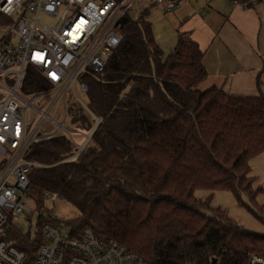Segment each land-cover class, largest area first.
I'll use <instances>...</instances> for the list:
<instances>
[{
  "label": "trees",
  "instance_id": "trees-1",
  "mask_svg": "<svg viewBox=\"0 0 264 264\" xmlns=\"http://www.w3.org/2000/svg\"><path fill=\"white\" fill-rule=\"evenodd\" d=\"M148 12L134 18L127 11L118 23L121 43L105 69L81 76L87 106L101 118L83 151L64 161L75 146L56 134L25 154L43 165L29 173L36 229L24 232L9 220L0 239L30 258L43 243L45 222L75 236L92 227L100 239L118 241L152 264H247L251 253H264V235L195 195L198 188L225 189L241 202L242 194L255 199L261 188L250 162L264 152V94L201 88L208 77L205 52L179 32L165 55ZM49 87L40 70L27 68L26 91ZM75 110L73 124L91 131L89 112ZM50 194L70 201L80 215L64 220L48 212Z\"/></svg>",
  "mask_w": 264,
  "mask_h": 264
},
{
  "label": "built area",
  "instance_id": "built-area-1",
  "mask_svg": "<svg viewBox=\"0 0 264 264\" xmlns=\"http://www.w3.org/2000/svg\"><path fill=\"white\" fill-rule=\"evenodd\" d=\"M133 1L0 0V229H8L9 220L16 224L18 215L32 213L29 173L43 165L25 157L30 146L56 134L70 135L75 148L64 161L74 159L101 121L84 104L94 125L86 141L76 142L65 124L69 114L71 121L76 115L67 97L72 91L78 98L76 86L87 93L88 86L81 80L87 69H105L122 40L118 23ZM231 2L243 9L264 5V0ZM149 5L171 11L177 1L151 0ZM29 66L40 70L48 89L23 88ZM61 99L65 116L59 122L50 114ZM46 120L58 125L59 132L43 126ZM41 229L43 243L34 258L1 238L0 264H152L118 241L100 239L92 227L79 236L50 222ZM247 264H264V253H251Z\"/></svg>",
  "mask_w": 264,
  "mask_h": 264
},
{
  "label": "rangeland",
  "instance_id": "rangeland-1",
  "mask_svg": "<svg viewBox=\"0 0 264 264\" xmlns=\"http://www.w3.org/2000/svg\"><path fill=\"white\" fill-rule=\"evenodd\" d=\"M150 1L151 0H134L130 8V13L134 18H138L144 8L149 7L147 18L152 23L154 36L166 55L174 48L176 43V33L178 29L186 27L184 25L186 21L181 19L182 15L179 13L181 6H178L171 11H164L161 8L149 5ZM224 4H230L229 0H224ZM235 7L239 8L238 6ZM214 8V3H205L204 9L206 13H202V16L205 17L206 22H208L216 31L220 27L222 19L225 18V14L222 12V14L216 13ZM215 10H217V8H215ZM254 10L255 9H252V11H248L247 13L254 12ZM41 17L43 18L44 15L42 14ZM252 26L253 25L251 24L250 27ZM257 27V24L253 26L255 35L257 33ZM263 73L264 72L261 74V72L258 71L256 75L252 77V83L248 80L247 84L253 86V88L246 87L241 93L255 95L260 93L264 94ZM258 79H260V87L258 86ZM205 86L206 85L203 81L200 84V87L204 88ZM75 91L79 99L75 97L72 91H70V94L67 97V104L71 103L72 106L77 109L84 108V104L88 105L89 103V96L85 93H81L78 86H76ZM50 115L53 119L59 122L64 120V100L61 99L58 101ZM70 116L71 114H69V118L66 120L65 124L72 131V137L76 142L86 141L90 132L73 124ZM43 126L49 127V130L52 132L58 130V125L51 124L48 120L44 122ZM61 131L63 132L64 130ZM68 136L71 138L70 135ZM250 163L252 168L251 175L255 177V188H261L260 191L257 192L254 200L250 199L247 194H242L243 203L239 201L234 192L225 189L207 190L205 188H198L195 190V195L202 200L208 199L212 208L222 209L228 218L246 230L255 232L259 235H264V152L254 156ZM28 205L31 208L33 215L31 218L27 217L25 214L18 215L16 218V225L24 232L29 229L33 232L36 227L37 216L39 213L36 211L34 203H28ZM45 208L48 212L64 220L73 219L80 215V211L74 204L56 194H50L46 197ZM63 230L66 232L65 227Z\"/></svg>",
  "mask_w": 264,
  "mask_h": 264
},
{
  "label": "crops",
  "instance_id": "crops-1",
  "mask_svg": "<svg viewBox=\"0 0 264 264\" xmlns=\"http://www.w3.org/2000/svg\"><path fill=\"white\" fill-rule=\"evenodd\" d=\"M175 1L176 7L181 6V19L186 21V27L178 29L176 33V42L178 33L185 32L205 52L203 61L208 70V77L204 81V88L216 84L235 94L255 95L241 92L246 87L253 88L247 84L248 80L252 83V77L258 71L261 74L264 72V5L248 9L238 6L240 10L231 0L227 5L224 0ZM205 3H214L215 8L221 10L214 8V11L225 14L216 31L202 16V13H206ZM252 9H255L254 12L247 13ZM251 24L258 26L256 35L253 26L250 27Z\"/></svg>",
  "mask_w": 264,
  "mask_h": 264
},
{
  "label": "water",
  "instance_id": "water-1",
  "mask_svg": "<svg viewBox=\"0 0 264 264\" xmlns=\"http://www.w3.org/2000/svg\"><path fill=\"white\" fill-rule=\"evenodd\" d=\"M93 132V131H92Z\"/></svg>",
  "mask_w": 264,
  "mask_h": 264
}]
</instances>
